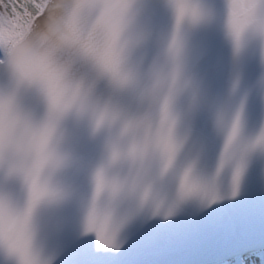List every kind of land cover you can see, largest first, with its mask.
<instances>
[{"label": "snow or ice", "instance_id": "obj_1", "mask_svg": "<svg viewBox=\"0 0 264 264\" xmlns=\"http://www.w3.org/2000/svg\"><path fill=\"white\" fill-rule=\"evenodd\" d=\"M241 203L264 264V0H0V264H118Z\"/></svg>", "mask_w": 264, "mask_h": 264}, {"label": "water", "instance_id": "obj_2", "mask_svg": "<svg viewBox=\"0 0 264 264\" xmlns=\"http://www.w3.org/2000/svg\"><path fill=\"white\" fill-rule=\"evenodd\" d=\"M248 232L259 246V219L249 214L246 203L221 208L211 218L199 222L182 223L168 228H157L160 239L153 243L138 242L118 264H210L232 254L226 241L232 233ZM173 239L161 242L163 237Z\"/></svg>", "mask_w": 264, "mask_h": 264}, {"label": "bare ground", "instance_id": "obj_3", "mask_svg": "<svg viewBox=\"0 0 264 264\" xmlns=\"http://www.w3.org/2000/svg\"><path fill=\"white\" fill-rule=\"evenodd\" d=\"M259 252H260V247H257L255 249H253V253L250 254L249 256V261H254L256 259H258V256H259ZM234 259V256L231 255L227 258H224V259H220L219 261L217 262H214V263H210V264H231V261Z\"/></svg>", "mask_w": 264, "mask_h": 264}]
</instances>
